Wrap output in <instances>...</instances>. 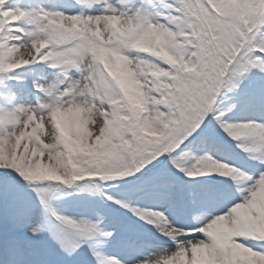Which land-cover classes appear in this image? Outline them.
I'll use <instances>...</instances> for the list:
<instances>
[{
	"label": "snow or ice",
	"instance_id": "1",
	"mask_svg": "<svg viewBox=\"0 0 264 264\" xmlns=\"http://www.w3.org/2000/svg\"><path fill=\"white\" fill-rule=\"evenodd\" d=\"M7 2L0 0V85L19 82L6 74L37 62L56 73L53 81H33L44 102L0 104V207L7 209L0 220V264L5 248L8 264H52L38 259L46 254L127 264L99 250L114 238L103 217L70 215L54 205L60 188L77 182L94 183L104 199L149 224L158 221L157 231L172 240V249L142 254L133 264H247L230 255L233 249L261 264L264 234L251 221H264V0H154V13L143 3L123 11L109 0H76L84 7L102 5L95 15L6 8ZM113 21L131 25L134 36L115 32ZM150 32L162 37L159 44ZM129 50L147 55L130 59ZM228 93L234 95L224 105L221 97ZM73 107L83 113L78 128L70 117L63 125L57 118ZM249 110L243 120L227 118ZM213 121L249 167L234 156L218 160L181 148L186 141L216 144ZM162 156L190 182L181 187L164 170L146 176L162 202L196 205L203 195L195 190L196 178L218 173L231 186L209 194L223 199L224 207L193 216L186 227L169 221L167 209L146 211L114 200L100 184L141 173ZM187 160L194 162L185 166ZM186 236L191 238L180 239Z\"/></svg>",
	"mask_w": 264,
	"mask_h": 264
},
{
	"label": "rangeland",
	"instance_id": "2",
	"mask_svg": "<svg viewBox=\"0 0 264 264\" xmlns=\"http://www.w3.org/2000/svg\"><path fill=\"white\" fill-rule=\"evenodd\" d=\"M25 1L27 2V0H25ZM130 1L131 0H109V2L111 4H113L116 8L123 10V11H128V10L135 7L134 3L130 2ZM64 3H65V1H62V0H47L45 3L38 4L37 7H35V8L43 7V8L49 9V10L61 11V12L68 13V14L78 13L80 11H83L82 9L85 8V10L83 11L85 14H98L100 9L103 7V6H101V8L96 9L95 11H90L93 8L84 7L83 5H81V8H80L81 10H79V9L76 10V9H72V8L66 9L65 7H63ZM18 6L23 7L22 5H19V3H15L14 5H11V8H15ZM69 6H70V4H69ZM88 11H90V12H88ZM126 54H130V59L131 58H137V57L142 59L145 55H147V54L141 53L138 56L137 50L129 51ZM134 62H135V60H134ZM50 69H52V68L49 67L47 63L39 62L38 66L36 68H33L34 71L30 72L29 74L23 75L25 78H27V80L30 81L31 90H29V91L20 90L18 88H10V83H6L7 86L5 87V89L0 91V104L5 103V101H6L8 106H11L12 104H21V103L26 104V105L35 106V105H37L38 97L40 98L41 102H44L46 97H44L42 93L37 92L33 88V81H38V82L53 81L55 79V77L52 75V72L50 71ZM55 73H54V75H55ZM73 75H78V73L74 72ZM253 80L254 81L257 80V77L255 74H253ZM23 81L25 83V80H23ZM3 87H4V85H2V88ZM4 91H6L8 93V95ZM221 101L224 102L222 97H221ZM82 115H83V113H82L80 108L73 107V109L71 110L70 113L61 112L57 118L59 119V121L63 125V124L68 122V118L70 117L71 118L70 122H71L72 126L78 128V127H80V125L82 123ZM250 115L251 114L240 115V117H238V118L239 119H245L247 116H250ZM220 132H221V135L222 134L227 135L223 131H220ZM205 151L209 152L211 155H213L218 160L221 158H226L228 156H234V157H236L237 163H240L242 165H249V163H250V162H246L245 158H241L238 154L240 152H238L236 150L235 151H228V153H222V152L218 151L213 146H211V147H197L196 146L191 151V153L193 155L200 156V155H203V153ZM191 164L192 163L188 164L187 166H190ZM172 167L176 172H179L180 175H182V176L184 175L182 172L179 171V169H177L173 165H172ZM3 171H4L3 169H0V172H3ZM171 174L173 177L174 173H171ZM212 177L218 178L221 176H219L218 173H212L206 177H198L199 179L203 180L204 183H208L204 186V191L207 190L208 193H210L214 189H220L219 186L217 185L218 182L215 183L211 180ZM169 178L171 179V177H169ZM225 181L231 182L230 179H225ZM188 183H190V182L187 181L186 184H188ZM150 187H154V185H152V184L148 185V188H149L148 192L150 190ZM105 192H107V194L111 195L114 198V200L126 201V202L130 203L132 206L137 207V208L142 209V210L164 211L165 209H167V211L165 212V215L167 216L169 221H171L174 224L180 223L181 225L186 226V227L192 226L193 216H198L202 212L210 211L209 207L208 208L205 207L208 205V198H204V195L198 201V203L196 204V207L192 208L190 206V207H188V211L184 212V211L178 210L179 207H177L172 202H162L161 197L158 194L157 188L154 189L153 192H151V196H149V197H152L151 200L153 201L152 202L153 206L150 208L146 207V204H143L142 206H138V203H135L133 201V199L126 198L125 196L117 197V193H120L119 189H106ZM32 195H33V198H35V194H32ZM237 196H238V194L235 196V199ZM219 200H220V198L216 199L215 197H213V199L210 201V203L213 202V206H210V203H209V206L210 207H214V206L221 207V204L215 203V201H219ZM145 201H146V197L144 199H141V203H145ZM53 203L58 209H60L61 211H66L70 215H77V216L88 215L93 220H100L101 217H103L102 226L107 230H114V237L117 236L118 239H121V241H122V239H124L125 244L123 245L124 247L122 248L121 252L115 251L114 250L115 248H113L111 246H109V247L108 246H102L99 250L102 253L106 254L108 257H112V256L118 257L121 260L126 261L127 264H133V261L141 258L142 254L158 253V252H160L161 249L164 248L165 245H168V247L174 246L172 240L169 241L168 237L162 235L160 232L157 231L156 223H158V221H154V223L149 224L147 221L140 219L138 216L134 215L131 211H129L128 209L123 208L119 205H118V207L122 208V210H124L128 215L131 216V218H129V219L125 218V225L124 226H120V224H114L115 222L112 221V217H109L110 215L107 216V215L102 214L101 212L96 213L94 215H91V209L92 208H94L100 204L108 203L107 200L104 199L103 197L96 196L93 193L92 188H86V189H83V191L73 192L72 194H69V195H63V193L59 194V195H57V198H55L53 200ZM198 210L200 211V214L197 213ZM114 211H117V209ZM114 211H113V213H114ZM6 213H7L6 206L0 207V220H2L4 218ZM188 218H190V219H188ZM128 221H132V224L128 225L127 224ZM136 221H138L139 223H141L145 227V229H146L145 231H147V233H150V236H148L146 238H142V236L138 235V233L140 231L136 227V224H135ZM184 223H186V224H184ZM256 223L257 224L252 227L253 230L258 234H264V224L261 221H257ZM120 227H122V229H124V230H130V228L134 227L135 230L129 232V235H132V236L128 237L127 234L126 235L123 234V236H122L121 234H119L120 232L116 233V232H118L117 229H119ZM197 234L198 233H196V235ZM134 236H137L138 239H134ZM186 237H180V239H185ZM163 240H168V243H166L163 247H160L159 242H163ZM110 242H111V240H109L107 242V244H109ZM131 248H134V249L131 250ZM143 248H146V249H143ZM5 249L7 250V248H5ZM232 251H236L239 253V255L234 256V258H238V259H241L242 255L247 254L244 250H240V249H233ZM247 255L249 256V254H247ZM252 258H253V256H252ZM40 259L50 260V261H52V264H84V260L82 258H79V257L74 258L73 260L69 261V260H65V259L58 257V256H52V255L46 254V255H42V257ZM262 262H264V260H262ZM262 262H261V264H262ZM87 264H96V261L93 260L90 256H88L87 257ZM248 264H257V261L256 260L251 261Z\"/></svg>",
	"mask_w": 264,
	"mask_h": 264
},
{
	"label": "clouds",
	"instance_id": "3",
	"mask_svg": "<svg viewBox=\"0 0 264 264\" xmlns=\"http://www.w3.org/2000/svg\"><path fill=\"white\" fill-rule=\"evenodd\" d=\"M84 27H87V25H84ZM113 28H114L115 32H117V33H119L120 35H123V36L131 37V36H134V34H135V30L132 28L131 25H123V24H120L118 21H113ZM146 35L151 37L152 42L154 44H159L161 42V40H162V37L159 34L155 33V32L146 33ZM143 43H144L143 40L137 41V45L138 46H142ZM125 75L128 78H130L131 73H127L126 72ZM230 255H232L234 257V256L239 255V253L236 252V251H232L230 253ZM262 264H264V262H262Z\"/></svg>",
	"mask_w": 264,
	"mask_h": 264
},
{
	"label": "bare ground",
	"instance_id": "4",
	"mask_svg": "<svg viewBox=\"0 0 264 264\" xmlns=\"http://www.w3.org/2000/svg\"><path fill=\"white\" fill-rule=\"evenodd\" d=\"M257 216H259V213L257 214ZM257 221H260V220H258L257 218H253L252 219V221H251V227H253L254 225H256L257 223ZM263 224H264V221H261ZM170 249H172V248H170Z\"/></svg>",
	"mask_w": 264,
	"mask_h": 264
}]
</instances>
